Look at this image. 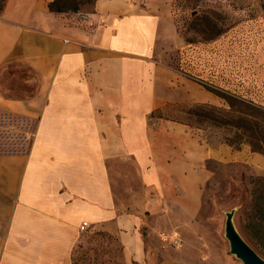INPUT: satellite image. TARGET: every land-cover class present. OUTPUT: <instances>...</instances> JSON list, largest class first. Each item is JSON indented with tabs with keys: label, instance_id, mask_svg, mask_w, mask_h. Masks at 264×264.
I'll return each instance as SVG.
<instances>
[{
	"label": "crops",
	"instance_id": "1",
	"mask_svg": "<svg viewBox=\"0 0 264 264\" xmlns=\"http://www.w3.org/2000/svg\"><path fill=\"white\" fill-rule=\"evenodd\" d=\"M52 1L6 0L0 12V73L9 63L33 73L24 94L0 90V156L19 167L5 179L15 188L0 264H76L97 230L114 235L122 264H198L189 236L206 154L166 144L184 124L151 122L169 99L161 83L173 71L153 55L174 0L61 12Z\"/></svg>",
	"mask_w": 264,
	"mask_h": 264
},
{
	"label": "rangeland",
	"instance_id": "2",
	"mask_svg": "<svg viewBox=\"0 0 264 264\" xmlns=\"http://www.w3.org/2000/svg\"><path fill=\"white\" fill-rule=\"evenodd\" d=\"M5 2L0 0V6ZM61 4L87 9L93 2L61 0ZM173 7L172 32L159 37L153 55L161 67L173 71L161 83L163 98L168 95L169 99L151 115L157 129L169 130L158 120L170 124L175 121L171 117L184 118L189 106L210 104L229 110L225 97L231 92L260 108L262 121L259 126L251 123L249 134L253 135L238 147L226 139L232 137L229 126L198 128L181 123L186 132L173 129L165 139L167 145L173 144V150L183 144L193 155L203 145L206 154L200 165L205 171L202 203L189 234L198 261L201 258L205 264V249L207 264H243L231 251L225 223L232 213L239 233L264 257L252 224V204L264 183V0H174ZM32 76L24 65L9 63L0 73V90L16 98L18 91L24 94L26 90L23 79ZM15 169L19 167L14 159L0 156V245L6 237V214L15 188L7 186L5 179L14 177ZM176 230L172 242L183 244L184 230L179 226ZM120 256L121 247L114 235L97 230L87 233L74 258L76 264H122Z\"/></svg>",
	"mask_w": 264,
	"mask_h": 264
},
{
	"label": "trees",
	"instance_id": "3",
	"mask_svg": "<svg viewBox=\"0 0 264 264\" xmlns=\"http://www.w3.org/2000/svg\"><path fill=\"white\" fill-rule=\"evenodd\" d=\"M4 6H0V12ZM50 9L61 12L71 8L64 7L61 4V0H54L50 2ZM225 99L230 104L229 110H222L210 104H200L185 108L184 118L171 117V119L191 126H197L198 128L229 126L233 128L232 137L226 139L230 145L233 144L238 147L243 139L253 135L249 134V131L253 130L251 123L259 126L262 121L260 108L247 101L239 100L232 92ZM157 111H160V109L155 108L151 115L154 116ZM251 144L254 146L253 142ZM262 187H264L263 182L261 183V189L256 191V197L252 204V224L254 226L255 238L264 249V188Z\"/></svg>",
	"mask_w": 264,
	"mask_h": 264
},
{
	"label": "water",
	"instance_id": "4",
	"mask_svg": "<svg viewBox=\"0 0 264 264\" xmlns=\"http://www.w3.org/2000/svg\"><path fill=\"white\" fill-rule=\"evenodd\" d=\"M226 236L231 244V251L243 261V264H264V257L249 244L233 224V214H228L226 223Z\"/></svg>",
	"mask_w": 264,
	"mask_h": 264
},
{
	"label": "built area",
	"instance_id": "5",
	"mask_svg": "<svg viewBox=\"0 0 264 264\" xmlns=\"http://www.w3.org/2000/svg\"><path fill=\"white\" fill-rule=\"evenodd\" d=\"M86 225H87V222L86 221L83 222L81 229L84 228Z\"/></svg>",
	"mask_w": 264,
	"mask_h": 264
}]
</instances>
